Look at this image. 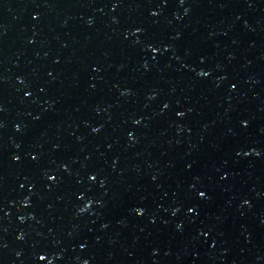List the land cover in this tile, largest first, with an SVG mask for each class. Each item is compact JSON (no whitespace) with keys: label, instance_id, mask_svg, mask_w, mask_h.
Instances as JSON below:
<instances>
[{"label":"water","instance_id":"water-1","mask_svg":"<svg viewBox=\"0 0 264 264\" xmlns=\"http://www.w3.org/2000/svg\"><path fill=\"white\" fill-rule=\"evenodd\" d=\"M49 262L264 264V0H0V264Z\"/></svg>","mask_w":264,"mask_h":264},{"label":"snow or ice","instance_id":"snow-or-ice-1","mask_svg":"<svg viewBox=\"0 0 264 264\" xmlns=\"http://www.w3.org/2000/svg\"><path fill=\"white\" fill-rule=\"evenodd\" d=\"M153 15H155V13H153ZM152 51H155V49H152ZM199 75H200L201 77H205V76L209 75V73H207V72H200ZM234 87H235V86H234ZM165 107H167V106H165ZM181 115H182V114H181ZM245 126H246V125H245ZM17 130H19V129H17ZM33 159H35V157H33ZM91 179H92L93 181H95V180H96V177L93 176ZM225 179H226V177H225ZM199 196H200L201 199H207V195H206V193L203 192V191H201V192L199 193ZM84 210H86V209H84ZM84 210H83V211H84ZM188 211H189L190 213H192V212H194V209H193V208H189ZM137 214L140 215V216H143V215H144V213H143L142 211H138ZM39 259H40V260H45L46 257L43 256V255H41V256L39 257ZM49 264H50V262H49ZM85 264H87V262H85Z\"/></svg>","mask_w":264,"mask_h":264}]
</instances>
